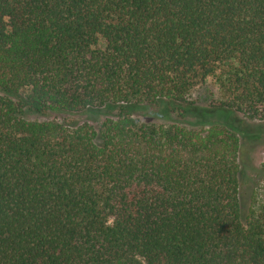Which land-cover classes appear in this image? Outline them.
Returning <instances> with one entry per match:
<instances>
[{
  "label": "trees",
  "instance_id": "trees-1",
  "mask_svg": "<svg viewBox=\"0 0 264 264\" xmlns=\"http://www.w3.org/2000/svg\"><path fill=\"white\" fill-rule=\"evenodd\" d=\"M244 141L264 0H0V264H264Z\"/></svg>",
  "mask_w": 264,
  "mask_h": 264
},
{
  "label": "rangeland",
  "instance_id": "rangeland-1",
  "mask_svg": "<svg viewBox=\"0 0 264 264\" xmlns=\"http://www.w3.org/2000/svg\"><path fill=\"white\" fill-rule=\"evenodd\" d=\"M190 99L196 103L199 107L207 108L211 104L217 103L219 94L211 79L206 80L201 84H197L190 92ZM244 161L248 167L258 168L264 159V142L249 144L244 141ZM251 180H247V184L243 183V196L242 201H247V196L251 189ZM264 186V181L262 182Z\"/></svg>",
  "mask_w": 264,
  "mask_h": 264
}]
</instances>
